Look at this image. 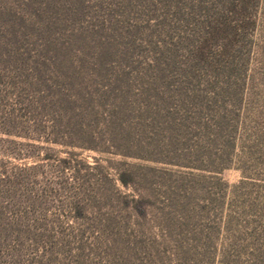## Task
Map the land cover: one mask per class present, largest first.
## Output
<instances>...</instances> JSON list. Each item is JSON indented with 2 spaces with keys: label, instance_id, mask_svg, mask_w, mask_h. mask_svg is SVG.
<instances>
[{
  "label": "rangeland",
  "instance_id": "rangeland-1",
  "mask_svg": "<svg viewBox=\"0 0 264 264\" xmlns=\"http://www.w3.org/2000/svg\"><path fill=\"white\" fill-rule=\"evenodd\" d=\"M0 264H264V0H0Z\"/></svg>",
  "mask_w": 264,
  "mask_h": 264
},
{
  "label": "trees",
  "instance_id": "trees-1",
  "mask_svg": "<svg viewBox=\"0 0 264 264\" xmlns=\"http://www.w3.org/2000/svg\"><path fill=\"white\" fill-rule=\"evenodd\" d=\"M120 179H121V181H122L123 183H125V182H126L124 179H122V178H120Z\"/></svg>",
  "mask_w": 264,
  "mask_h": 264
}]
</instances>
